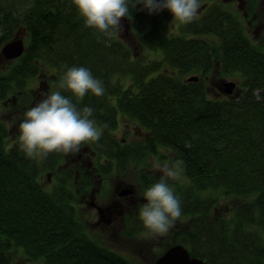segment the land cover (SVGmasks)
I'll return each instance as SVG.
<instances>
[{
	"label": "trees",
	"instance_id": "trees-1",
	"mask_svg": "<svg viewBox=\"0 0 264 264\" xmlns=\"http://www.w3.org/2000/svg\"><path fill=\"white\" fill-rule=\"evenodd\" d=\"M200 4L206 6L197 19L172 33L170 10L149 14L140 4L129 6L130 34L157 53L149 56L131 47L124 35L129 25L111 38L86 27L73 0H0V47L20 29L26 46L10 62L0 54V103L17 100L18 110H27L42 91L30 86L42 71L59 89L68 67L89 69L103 96L59 90L78 109H94L101 138L86 145L97 154L91 157L98 171L124 170L169 150L174 162L184 161L180 179L169 181L182 207L175 225L187 222L173 243L207 264H264V43L252 41L242 16L224 0ZM215 71L218 79L242 74L241 93L220 92L216 84L209 89ZM121 114L140 127L139 139L113 135ZM19 134L0 119V264H138L85 228L73 202L76 188L94 183L83 166L77 173L62 153L27 158ZM62 160L60 177L55 169ZM48 169L54 184L42 179ZM160 177L145 172L140 181L150 187ZM127 217V233L149 231L139 214Z\"/></svg>",
	"mask_w": 264,
	"mask_h": 264
},
{
	"label": "clouds",
	"instance_id": "clouds-1",
	"mask_svg": "<svg viewBox=\"0 0 264 264\" xmlns=\"http://www.w3.org/2000/svg\"><path fill=\"white\" fill-rule=\"evenodd\" d=\"M85 26L111 38L121 31V19L129 16V6L138 4L149 14L168 9L175 21L182 25L197 19L200 0H73ZM130 18V16H129ZM57 87L83 98L91 92L97 97L104 95L102 82L93 77L85 67H68ZM94 109H78L70 97L61 91L42 93V99L29 108L19 125V148L27 158L47 157L51 153L77 154L81 146L98 142L101 131L93 119ZM107 127V125H105ZM184 166L183 160L174 163L153 162V169L161 174L158 182L142 194L146 199L139 208V217L154 237L167 234L182 215L181 201L176 197L169 181H178Z\"/></svg>",
	"mask_w": 264,
	"mask_h": 264
},
{
	"label": "rangeland",
	"instance_id": "rangeland-1",
	"mask_svg": "<svg viewBox=\"0 0 264 264\" xmlns=\"http://www.w3.org/2000/svg\"><path fill=\"white\" fill-rule=\"evenodd\" d=\"M224 1L227 2L226 4L227 8L238 11L240 16H242V19L245 22L244 23L245 30H247L248 35L253 39L252 41L259 44V46H262L264 43V0H249V4H247L248 6L245 9L239 8L238 5L236 4V1L233 0H227V1L224 0ZM244 12H248L247 16L244 14ZM173 19L174 16L171 17L170 20L171 25L169 31L171 33L183 31L182 25L180 26L179 25L180 23ZM128 23L131 25L130 19ZM121 26L123 29L126 30V24L124 21H121ZM130 30H131V26L128 27V31H127L128 33L124 32V35L125 37L130 38L129 43L131 44V47H135L136 50L138 49V52L141 55L143 53H148L149 56H154L157 54L153 52L149 53L148 50L143 45L140 44L139 39L137 37H133L130 34ZM210 42L213 41L210 40ZM4 44H2L0 47V54ZM214 49H216L215 46ZM215 51L216 50H214V52ZM222 59L223 57L220 56L218 57L217 61H221ZM5 60L10 62V60L8 59ZM216 63L219 66L218 62ZM43 72L44 71H42V74L40 76H37L30 84V86L33 88H42V91L39 93L37 97L32 99L33 101L32 100L30 101V103L27 105L28 107L27 110L32 106H34L36 102L42 99V93L60 91L55 87L52 88L51 84H49L50 77L44 76L45 74ZM216 73L217 71H215V73L212 76H210L208 79L207 85L209 89L212 88L211 86H213L214 82L215 84L216 83L221 84V81H219L220 78L225 79L226 82L237 81L240 86L241 83L244 81V76L242 74L223 76V77H219L218 79L215 78ZM235 87L233 88L234 93H236ZM255 91L258 93L260 92L259 89ZM27 110L25 108L23 109L24 112L18 110L17 100L14 103H12L11 100H3L0 103V119L5 121L9 125L11 130L17 129L18 132L20 125L19 121L24 120L25 118L24 114ZM122 115L123 114H121L119 118L120 120H124V121H121L119 123L113 135L119 139H122V137L127 136L129 138V141L134 139H139L137 131H140V127L134 123L131 124L127 123V121H125L127 119L126 118L122 119L123 117ZM12 139H14V137ZM163 150L166 153L167 152L169 153L163 154L162 157L161 156L157 157V155H150L148 158H143L139 160V162L135 161L130 163L128 167L125 168L124 170H118L117 168H115L114 169L115 171L112 173H108L109 176L104 179H99V178L97 179L96 177L97 180L96 183L94 184L96 188L95 197H92L91 199H90V191H91L90 189L92 187L88 188L89 193L87 194L86 199H90L94 201L96 200L95 201L96 203L105 204V205H107L108 202L112 200V198H114V196L118 198L117 194L119 192L115 190L119 183L121 184L120 187L121 189L127 188L129 186H132L134 188L135 192L133 198L131 200L123 199V206H124L123 213L119 214L118 219L115 220L112 224L103 221L100 225L95 226L94 223L98 220V214H99L98 210L95 207H90V205L86 201L80 204L79 202L76 201V199L73 200L74 204L76 203L78 205L77 206L75 204L77 208V213H80L79 216L82 217L85 228L88 230L90 236H92V238L97 243L104 244L105 246L112 248L114 251L124 254L125 256L132 259L138 264H154L156 259L161 255L162 250L166 247L167 242H171V244H175L176 242L175 243L173 242L176 241L174 239L176 233H179L181 229L187 226V222L181 224L180 227L174 224V226L170 228L167 234L158 237H154L153 235H151L149 231L146 232L142 231L136 234H129L126 232L127 218H128L126 217V215H129V211L139 214L140 206L143 203L147 202L146 199L142 197L143 192L148 188L145 187L143 183L140 181V177L142 176V174L148 172L152 174L156 173L159 176H161V174L155 171L152 167L154 161H160L161 163H169V164L174 163L173 159H171L172 157L171 152L167 149H163ZM85 157L87 158L88 154H86ZM63 163L64 161L61 162L60 165L56 166L55 172L57 176L62 177L65 175V170L61 168V165ZM51 170L52 169L45 170L44 175L42 176V179L48 181L47 184L48 183L50 184V182L54 184V181H56L55 180L56 175H54L55 173L48 176ZM117 171H121V172H117ZM70 180L71 179L69 180L67 179V176L63 178L64 182L67 181L66 188L68 187L72 189L73 186Z\"/></svg>",
	"mask_w": 264,
	"mask_h": 264
},
{
	"label": "flooded vegetation",
	"instance_id": "flooded-vegetation-1",
	"mask_svg": "<svg viewBox=\"0 0 264 264\" xmlns=\"http://www.w3.org/2000/svg\"><path fill=\"white\" fill-rule=\"evenodd\" d=\"M233 1H236V4L238 5V7L243 8V9H245L248 6L247 4H249V0H233ZM205 6H206V4H204L202 6V8L199 9V12ZM244 14L247 16L248 12H244ZM254 18H257V17H254ZM126 24L128 25V23H126ZM219 81H221V84L216 83V87L219 89L220 92L221 91L225 92V89H226L225 79L220 78ZM235 82H236L235 92H237L239 94L242 90V86H240L237 81H235ZM86 154H88L87 158L85 157ZM70 155H72V156H70ZM94 155H97V154H96V152L91 150L90 145H82L81 151L77 154L65 155V158H66V160H68V163L73 164V165H77V167L75 166L76 167L75 171H77V173L80 172V170L78 169L79 168L78 166H80V164H81V166H83V168L85 169L86 173H88L89 176L91 177V179L93 180L94 183H93V185L90 186V187H92L90 189L91 190L90 191V199L92 197H95L96 188H95L94 184L96 183V180L98 178L104 179V178H107L109 176L107 173L104 174L102 171H98V170H100V168L95 165L96 160L91 157ZM52 172H53V170L50 171V174L48 176L53 174ZM96 177H97V179H96ZM120 187H121V184L119 183L118 186L116 187V190H115V191L119 192L117 194L118 198H116V196H114V198H112V200H110L107 205L98 204L95 202L96 200L94 201V200L86 199L87 194L89 193L88 188L86 190L85 189L81 190L80 188H76V197H77L76 200H77V202L82 204V202L84 203L86 201L90 205V207H95L98 210V213H99L98 214V220L94 223L95 226L100 225L103 221L112 224L115 220L118 219V215L123 213V210H124L123 199L124 200H131L133 198L135 191H134V188L132 186H129V187L123 188V189H121ZM130 187H132L133 190L130 192H128V191L126 192V190H128V188H130ZM133 214H135V213L129 211V215H133ZM127 216L128 215H126V217Z\"/></svg>",
	"mask_w": 264,
	"mask_h": 264
},
{
	"label": "water",
	"instance_id": "water-1",
	"mask_svg": "<svg viewBox=\"0 0 264 264\" xmlns=\"http://www.w3.org/2000/svg\"><path fill=\"white\" fill-rule=\"evenodd\" d=\"M121 21H129V16H125ZM2 20L0 18V27ZM26 46L23 37V30H18L14 37L6 42L1 50V57L12 60L19 57L25 51ZM198 76H191L189 79H197ZM226 93H232L235 87V81H227L226 83ZM133 188L130 187L126 192L132 191ZM154 264H207V262L199 256L192 255L189 248L183 243H175L169 246L155 261Z\"/></svg>",
	"mask_w": 264,
	"mask_h": 264
}]
</instances>
